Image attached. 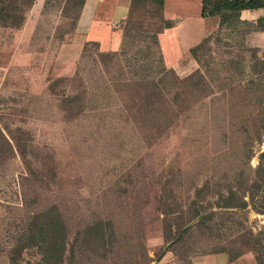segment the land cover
Segmentation results:
<instances>
[{"label": "rangeland", "instance_id": "1", "mask_svg": "<svg viewBox=\"0 0 264 264\" xmlns=\"http://www.w3.org/2000/svg\"><path fill=\"white\" fill-rule=\"evenodd\" d=\"M30 2L2 5L11 25ZM77 13L71 1L48 0L17 51L0 30V264H45L34 216L52 208L64 229L60 264H153L164 248L183 260L263 256L256 25L225 14L174 80L160 71L152 35L162 25L149 1L131 6L124 27L142 38L126 39L116 57L99 58L92 44L76 58L62 49ZM190 74L188 92L177 80ZM140 75L153 82L139 89ZM175 93L180 108L169 102Z\"/></svg>", "mask_w": 264, "mask_h": 264}, {"label": "crops", "instance_id": "2", "mask_svg": "<svg viewBox=\"0 0 264 264\" xmlns=\"http://www.w3.org/2000/svg\"><path fill=\"white\" fill-rule=\"evenodd\" d=\"M45 0H31L21 17L20 24L11 26V16L0 12V30L9 32L16 50L18 45L28 43L34 33L37 15L43 9ZM246 1V0H244ZM131 0H83L77 14L74 34L69 43L62 49L71 50L76 58L84 45H94L99 53L117 52L121 44V29L124 24ZM201 0H162L161 17L169 23L156 36L158 52L163 67L176 71L189 58V51L197 47L206 37L218 28L216 17H200ZM238 20L245 23L264 24V8L242 10ZM252 36L256 42L250 41V47L256 49L261 60H264V36L255 30ZM159 242L157 248L162 246ZM264 264V255L258 256L247 251L228 257L224 253H207L200 256L180 259L165 248L153 264Z\"/></svg>", "mask_w": 264, "mask_h": 264}, {"label": "trees", "instance_id": "3", "mask_svg": "<svg viewBox=\"0 0 264 264\" xmlns=\"http://www.w3.org/2000/svg\"><path fill=\"white\" fill-rule=\"evenodd\" d=\"M9 1H14V0H9ZM47 1L48 0L44 1L43 9H44ZM67 1H71L72 3L77 5L78 12H79V10L83 4V0H67ZM142 1H145V0H142ZM146 1H149L152 5L156 6V8L158 9V12H159V21L162 25V28H160V30L156 31L154 33V35H152L153 36L152 42L154 43V45L156 47V51L158 52L156 36H157V34L160 33V31L162 29L168 28L169 23L165 22L161 17L162 0H146ZM7 2H8V0H0V12H5L4 8H2V5H4ZM133 4H135V0H131L128 16H127V18L123 24V28L121 29V31H122V33H121V44H120L119 50L117 52H112V53H99V52H97V55L99 58L102 59V58H106V57L107 58L108 57H116L117 55L120 54V51H122V48L124 46V42L126 39H128V38H139V39L142 38L141 35H138V34H135V35L129 37L127 28L124 27V26H126V24L131 19V6H133ZM262 8H264V0H246V1H244V0H201L200 17L201 18L216 17L218 19V28L217 29H220L223 26L225 19H227V15H225V14H229L228 17H234V18L238 19V14L242 10H257V9H262ZM76 18H77V16H76ZM20 21H21V18H20L18 24H20ZM18 24H16V25L12 24L11 26H17ZM255 25L257 27L256 29L261 31L263 33V36H264V24L261 21H257ZM199 45L189 51V57L195 56V53H196ZM86 46H88V45L87 44L84 45L83 49ZM158 54H159V52H158ZM159 60H160V65H161L160 71H162L163 75L166 72H167V74H168V72H170L172 74L171 78L174 80L177 79L176 77H174V74L171 70H166L163 67L161 59H160V55H159ZM141 68H143V66ZM194 76H195V74H190L187 77L183 78L181 81L177 80V83L180 82L181 84H184V87H186L187 91L190 92L189 91V89H191L190 84H192V81L194 80L192 78ZM163 78H165V77H163ZM163 78H162V81H163ZM152 82L153 81H150V80L148 81V79H146L145 75H140V77L138 79H134V82L132 81V83L137 85L139 87V89L143 87V84H148V83H152ZM128 84H131V83H128ZM143 88H146V86H144ZM156 98H157V96L153 95L152 100L149 99V96H145L143 99H144L145 104L147 103L148 105H152V104H154L153 101H154V99L156 100ZM169 102L171 103L172 107L180 108V105H184V103H182V100L178 96V93H175L171 97V100H169ZM67 103L71 104V103H73V100L72 99L68 100ZM67 103H66V105H68ZM69 106L70 105H68V107ZM180 112H183V111H180ZM257 170L260 171L261 173H264V150L259 155V162L257 164ZM244 205H245V203H241L242 207H244ZM231 207H232L231 203L225 202L224 206L221 208L227 209V208H231ZM40 221H43V223L41 224ZM36 224H38V225H36ZM35 227H37L38 240H36V238H34V242H37L38 245L34 244V246L37 248L39 246L40 250L42 248V252L44 253V263L45 264H60L62 261V255L65 251V249H64L65 244H64V229H63V225H62L59 213L54 208H52V209L47 210L46 212H44L42 214H38V215L34 216V228ZM179 240H180V238L178 240H175V241L178 242ZM257 264H260L258 260H257Z\"/></svg>", "mask_w": 264, "mask_h": 264}]
</instances>
